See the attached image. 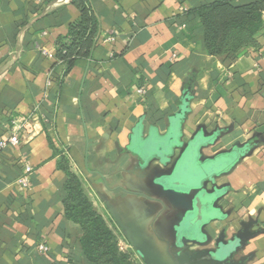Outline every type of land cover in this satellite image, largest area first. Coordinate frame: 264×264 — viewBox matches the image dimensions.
Returning <instances> with one entry per match:
<instances>
[{
	"label": "crops",
	"instance_id": "1",
	"mask_svg": "<svg viewBox=\"0 0 264 264\" xmlns=\"http://www.w3.org/2000/svg\"><path fill=\"white\" fill-rule=\"evenodd\" d=\"M210 1L88 0L94 45L66 70L54 52L80 21L72 0H0V141L15 118L48 120L0 150V264H85L65 218L68 173L141 264L222 261L240 234L232 261L264 264V28L234 60L208 56L193 11ZM172 129L178 146L160 157Z\"/></svg>",
	"mask_w": 264,
	"mask_h": 264
},
{
	"label": "trees",
	"instance_id": "2",
	"mask_svg": "<svg viewBox=\"0 0 264 264\" xmlns=\"http://www.w3.org/2000/svg\"><path fill=\"white\" fill-rule=\"evenodd\" d=\"M80 21L70 25L65 41L59 43L54 59L70 70L77 59L89 56L98 23L88 0H72ZM204 50L208 56L234 60L239 53L254 46L264 28V0L238 4L234 0H213L197 7ZM65 218L78 226L74 237L85 264H141L135 254L118 247V235L93 205L82 180L68 173L64 183Z\"/></svg>",
	"mask_w": 264,
	"mask_h": 264
},
{
	"label": "built area",
	"instance_id": "3",
	"mask_svg": "<svg viewBox=\"0 0 264 264\" xmlns=\"http://www.w3.org/2000/svg\"><path fill=\"white\" fill-rule=\"evenodd\" d=\"M40 55L53 58V54L48 52L44 49L39 50ZM50 82L48 83V85ZM147 94L146 86H142L136 90V96L139 99H142ZM48 122L46 118L40 116L37 110L25 118H15L11 121L12 124V135L6 141H0V150H4L7 147H16L19 148L25 141H29L36 137L38 134L43 132L44 125ZM33 169L25 165L22 171L21 176L17 179V184L19 187L25 189L28 187L29 184V177L31 176ZM118 247L120 250L125 251L126 247L119 243L118 240ZM39 252H46L47 248L40 244L37 246Z\"/></svg>",
	"mask_w": 264,
	"mask_h": 264
},
{
	"label": "water",
	"instance_id": "4",
	"mask_svg": "<svg viewBox=\"0 0 264 264\" xmlns=\"http://www.w3.org/2000/svg\"><path fill=\"white\" fill-rule=\"evenodd\" d=\"M188 96H185L183 99V107L182 109L178 112L176 119H178V122L183 118L185 119L187 108L186 106L188 105ZM178 144L176 142V134H174V130L172 129L169 134L167 139L164 141L163 145L161 146L160 151L158 152L160 157H166V156H171V151L169 149L172 146L177 147ZM199 145V140L196 139L192 144H190L187 152L183 156V160L181 162V165H186L188 163H191L193 160L194 155H196L197 147ZM168 158V157H167ZM246 240V237L244 234H240L236 236L228 245H222V249L219 250L218 256L219 258H223L222 261L219 260H214V259H208L206 258V253H199L195 256H193V259H188V261H194L195 263H205V264H244L242 261L240 262H233V256L241 249V246L244 244ZM132 247L134 250H138L136 246L132 243ZM221 247H219L220 249ZM142 260L145 264H149L148 261L145 259V257L141 254ZM205 256V257H204Z\"/></svg>",
	"mask_w": 264,
	"mask_h": 264
},
{
	"label": "rangeland",
	"instance_id": "5",
	"mask_svg": "<svg viewBox=\"0 0 264 264\" xmlns=\"http://www.w3.org/2000/svg\"><path fill=\"white\" fill-rule=\"evenodd\" d=\"M102 214V213H101ZM104 217H106L104 214H102Z\"/></svg>",
	"mask_w": 264,
	"mask_h": 264
}]
</instances>
